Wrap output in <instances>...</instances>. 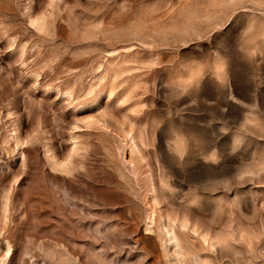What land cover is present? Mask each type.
<instances>
[{"label": "rangeland", "instance_id": "374dc122", "mask_svg": "<svg viewBox=\"0 0 264 264\" xmlns=\"http://www.w3.org/2000/svg\"><path fill=\"white\" fill-rule=\"evenodd\" d=\"M0 264H264V0H0Z\"/></svg>", "mask_w": 264, "mask_h": 264}]
</instances>
